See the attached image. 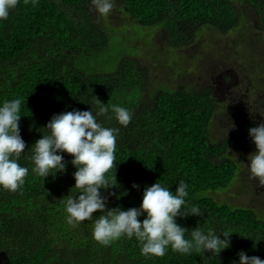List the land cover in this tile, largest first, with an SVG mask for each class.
<instances>
[{
	"label": "trees",
	"instance_id": "16d2710c",
	"mask_svg": "<svg viewBox=\"0 0 264 264\" xmlns=\"http://www.w3.org/2000/svg\"><path fill=\"white\" fill-rule=\"evenodd\" d=\"M240 1L264 24V0ZM235 2L117 0L123 6L129 37L159 25L174 47L184 46L209 28L224 34L239 29L244 17ZM146 37L139 35L125 43L143 49ZM123 38L94 14L91 0H39L35 7L21 0L9 18L0 22V103L22 101L19 126L26 148L19 163L29 168L21 190L13 193L0 188V264H232L241 250L264 259V211L259 215L252 207L215 196L232 183L239 165L228 153L231 138L214 141L211 137L216 110L212 91L160 88L146 93L147 76L136 59L140 54L116 47ZM107 51L119 53L101 62L114 60L109 73L91 65H97ZM98 99L133 113L127 127L115 119L100 118L105 127L120 129L116 166L106 174L110 187L101 189L104 195L111 193L108 207H139L146 187L160 182L175 191L183 180L188 185L189 207H200L204 215L177 217V223L189 229L199 222L205 230L239 232L231 234L230 247L219 255L194 251L182 255L169 248L163 257L147 258L134 237L107 247L97 243L92 228L99 211L93 220L75 227L66 222L64 200L75 185L72 156L64 153L65 172L44 180L31 172L32 147L48 134L44 126L54 114L90 110ZM253 126L254 121L247 128ZM134 183L139 189L132 187ZM77 191L73 188L71 194L79 195Z\"/></svg>",
	"mask_w": 264,
	"mask_h": 264
},
{
	"label": "clouds",
	"instance_id": "9594fccd",
	"mask_svg": "<svg viewBox=\"0 0 264 264\" xmlns=\"http://www.w3.org/2000/svg\"><path fill=\"white\" fill-rule=\"evenodd\" d=\"M20 3L21 0H0V22L7 20ZM23 3L35 7L39 0H23ZM116 4L117 0H91L95 12L103 17L109 16ZM21 104L20 98L0 103V188L13 193L23 188L29 174V168L19 163L26 148L19 126ZM92 105L90 110L54 114L44 126L48 134H43L32 147L31 172L44 180L50 174L55 178L57 173L65 172L68 161L64 153L72 156L75 185L64 200L66 222L75 227L93 220L94 213L99 211L101 214L93 221L92 228V238L97 243L107 247L121 238L134 237L140 244L141 255L147 258L163 257L169 248L182 255L193 251L219 255L230 247L231 234L239 232L230 228L219 232L211 228L205 230L199 222L189 229L177 223V217L204 215L200 207H189L188 185L183 180L177 183L175 191L160 182L146 187L139 207H108L111 193L104 195L101 189L110 187L106 174L116 166L120 129L105 127L100 118L115 119L120 126L127 127L133 113L123 106L105 104L99 99ZM248 133L255 151L248 155L247 166L251 176L264 185V122L250 127ZM132 187L139 189L140 186L134 183ZM73 188L79 195L71 194ZM237 255L238 261L234 260L232 264H264V259L249 256L243 250Z\"/></svg>",
	"mask_w": 264,
	"mask_h": 264
},
{
	"label": "rangeland",
	"instance_id": "374dc122",
	"mask_svg": "<svg viewBox=\"0 0 264 264\" xmlns=\"http://www.w3.org/2000/svg\"><path fill=\"white\" fill-rule=\"evenodd\" d=\"M235 1L244 17L239 29L224 34L209 28L182 47H174L165 28L159 25L129 37L130 28L125 24L123 6L118 3L109 16L99 17L105 25L110 23L123 34V40L119 39L116 43L118 50L140 54L136 59L147 76L144 89L146 93L152 89L155 93L160 88L200 90L215 84L219 87L218 99L215 101L216 111L211 122V137L214 141L231 138L232 145L228 153L237 161L239 170L232 183L218 190L219 194L215 196L237 206L252 207L262 215L264 185L251 176L247 166L248 155L255 151V144L249 138V128L242 124L245 119L264 122V24L258 22L255 13L248 6L240 0ZM93 11L96 15L94 9ZM139 35L147 36L146 43L140 46L143 49L130 48L132 44L128 46L125 43L129 39L133 42ZM112 53L107 51L97 65H91L97 70L100 68L101 72H112L114 60L109 64L101 63L105 62V58L119 54ZM83 61L82 58L81 62ZM226 70L234 83H223L222 76ZM237 91L245 93L248 103L236 98Z\"/></svg>",
	"mask_w": 264,
	"mask_h": 264
},
{
	"label": "flooded vegetation",
	"instance_id": "af4514ba",
	"mask_svg": "<svg viewBox=\"0 0 264 264\" xmlns=\"http://www.w3.org/2000/svg\"><path fill=\"white\" fill-rule=\"evenodd\" d=\"M223 78V83H234V80L232 79V77L229 75L228 71L226 70L225 74L222 76ZM211 91H212V98L214 100L213 104L215 105L216 108V100L218 99V95H217V91L219 89V87L215 84L213 85H209L208 87ZM238 92V96L236 98L242 100V101H246V103H248V99H246L245 93L243 91H237ZM216 111V110H215ZM255 122V125H258V121L252 120V119H245L242 126L243 127H248L249 125L252 124V122Z\"/></svg>",
	"mask_w": 264,
	"mask_h": 264
}]
</instances>
